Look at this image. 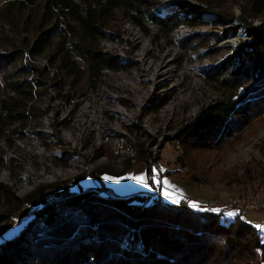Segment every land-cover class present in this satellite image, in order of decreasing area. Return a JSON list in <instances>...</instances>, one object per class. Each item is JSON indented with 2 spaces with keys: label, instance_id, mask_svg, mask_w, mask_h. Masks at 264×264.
Returning <instances> with one entry per match:
<instances>
[{
  "label": "trees",
  "instance_id": "trees-1",
  "mask_svg": "<svg viewBox=\"0 0 264 264\" xmlns=\"http://www.w3.org/2000/svg\"><path fill=\"white\" fill-rule=\"evenodd\" d=\"M156 4L155 0H0V17L31 10L40 18L37 37L26 50L28 57L46 55L47 60L40 68L30 62L14 67L22 49L0 55V136L9 126H22L27 117L40 114L33 102L46 92L50 67L55 69L56 87L63 90L68 85L64 98L83 79L94 83L104 67H118L117 57L98 47L101 29H111L117 13L142 27L150 19L168 36L179 24H203L201 15L209 11L178 1L171 14L160 16L151 11ZM263 13L264 0H248L249 17ZM230 20L216 13L214 23L226 26ZM235 29L230 31L235 34ZM208 35L193 33L181 45L205 41ZM247 35V41L207 71L224 98L203 109L176 135L185 150L218 148L264 120V25L248 27ZM28 74L34 76L28 79ZM134 127L128 129L134 132ZM143 144L137 142L136 156L146 162L148 172L150 161ZM25 203L37 208L14 235L0 241V264L264 262V230L243 213L227 220L223 215L230 209L213 211L207 206L191 207L184 200L168 202L159 187L125 195L101 185L76 191L67 187L55 193L41 187L28 197H18L0 182V223H7Z\"/></svg>",
  "mask_w": 264,
  "mask_h": 264
},
{
  "label": "rangeland",
  "instance_id": "rangeland-1",
  "mask_svg": "<svg viewBox=\"0 0 264 264\" xmlns=\"http://www.w3.org/2000/svg\"><path fill=\"white\" fill-rule=\"evenodd\" d=\"M39 1L42 3L44 0ZM155 1L157 4L151 11L159 13L160 16L171 14L177 8L178 1H187L192 5L209 9V11H204L201 15L203 20L206 21L203 24L191 26L182 23V25L193 27L192 32L187 36L193 33L209 35L205 41L199 40L201 41L199 42L195 40L187 43L185 47L181 45V41L187 36L179 42L178 51L172 61V64L174 62L175 65L173 74L180 78L178 87L171 89L172 91H168L162 96H158L159 99L157 100L160 101L152 104V108L144 109L140 114L142 117L147 115V113L153 112L155 116L152 117V121L157 123L159 121L157 112L161 109L164 98L167 97L166 100H169L168 98L177 100L176 98L182 95L181 97H185L182 101L183 104H179V108L173 114V118L168 120L163 125V128L161 126L158 128L157 134L153 139L156 140L162 136L163 138L156 142L157 146L150 147L148 145V147H145L143 144L146 157L150 161L148 172L146 162L137 159L136 150L137 142L143 141L144 143L147 139L149 140V135L138 124L133 125L135 126V129H133L134 132L136 131L135 133L128 129L130 125H122L121 128L126 129L125 131L135 140V153L133 152V155H130L129 146L132 140L129 137L117 131L108 134L107 138H104L102 147L96 152L97 155L105 156V159H100L96 163V172L92 173L89 178H85L68 188L70 191H76L81 188L84 189L101 185L114 193L117 186L122 187V193L125 194L133 190L146 192L157 188V186L161 188V179L165 177L163 181H167L169 188L176 194H180L182 200L190 204L195 203L197 207L207 206L212 209H230L223 215L227 220L233 218V216L229 217L227 215L229 212L234 214L243 213L247 221L255 226H262L260 229L264 230V208L261 207L258 210H254L242 203L249 201L255 196L264 199V120L259 122L260 124L251 126L242 132L237 140L217 146L218 148H190V150H185L180 144V141L175 138L203 109L224 98L223 90L218 89L208 79L206 73L210 68H214V66L219 65L229 57L242 41L249 39L247 35L248 27L258 28L264 25V13L258 17H249L247 15L248 0ZM163 1L168 2L165 7H162L161 3ZM216 13L221 17L230 18V22L226 26L214 23ZM124 17L121 12L117 13L113 27L106 29L117 32ZM39 20L40 18L32 13L31 10H27L24 13L23 10L20 13L13 11L7 19L4 18V15L0 17V55L10 54L18 48L23 50L22 55L16 58L15 64L12 66L18 67V65L24 62L34 63L39 68L44 65L46 55L36 56L34 58L28 57L26 50L30 43L37 37ZM232 27H236L235 34L230 31ZM195 28L198 30L202 28L203 31H198ZM157 33L153 30L149 36L144 35L149 37L152 43L158 44L161 50H164L173 43L170 41L171 32L168 36L160 33V31ZM203 58H207L212 63V66L205 69L203 71L204 73L201 71L203 77H201L200 73L195 74V78L197 77V79L192 83L193 78L187 71H195V67H191L190 69L188 67L194 62L199 61L201 63ZM14 67H9L8 69L14 70ZM8 69L4 73L8 72ZM51 69L52 67L48 69V79L50 81L51 76L49 74ZM33 76L34 74H28L26 78L30 79ZM91 83L83 79L81 84L71 91V96L79 99ZM49 89L50 87L48 88L47 86L45 89L46 93H49ZM60 89L58 86L55 88L52 87L51 90L56 92L58 96L64 98L65 92ZM40 97L37 95L34 99L35 102H33L39 108V115H36L37 112H35V115H30L22 126H18V124H15L14 128L9 126L5 129L8 132L0 136V182L7 185L18 197H28L35 189L41 187L44 189H51V186H53L52 188H56L57 185L66 183L71 178L67 177L68 175H62L61 177L63 179L59 177L53 183L41 182L34 190L28 193H23L14 187L15 184L10 185L8 183V181L19 183L23 179L22 175L24 172L27 174L26 180L28 184H32L36 179L40 182V177L37 176L36 178L35 173L44 160H50V157L44 153L40 155L37 147H35L38 139L42 138L40 134L34 133V129L42 123L40 117L42 110L40 106L43 104H40ZM185 121H188L189 124L182 126ZM18 128L24 130V132L16 137L20 140L19 144L14 145L11 140L14 138V134L10 130L15 129L16 131ZM139 132L143 133V137H138ZM153 139L151 141H154ZM49 148L50 146L47 145L46 149ZM9 154L10 157H8ZM52 164L57 166L59 161L57 162L53 159ZM137 164L142 168L145 167L144 178L147 187L137 180L130 178L138 177L142 174L138 173L137 168H135ZM27 166H30L32 169L27 170ZM105 177H111L112 179L106 180ZM153 177H155V180ZM82 178H84V175H82ZM242 204L244 205L241 206ZM36 208L37 205L25 203L18 211L12 214L7 223H0V240L14 235L21 227L22 222L28 216L30 217Z\"/></svg>",
  "mask_w": 264,
  "mask_h": 264
},
{
  "label": "built area",
  "instance_id": "built-area-1",
  "mask_svg": "<svg viewBox=\"0 0 264 264\" xmlns=\"http://www.w3.org/2000/svg\"><path fill=\"white\" fill-rule=\"evenodd\" d=\"M166 3L168 2L163 1L162 7H165ZM192 28L182 24L176 26L171 30L170 41L173 43L164 50L144 35L149 36L153 30L158 32L159 27L152 20L145 19L142 27L125 16L117 32L106 28L101 29L98 47L103 53L116 56L118 67H104L98 79L85 89L79 99L73 96L62 98L51 90L52 87H56L57 81L55 69L52 68L49 74L51 76V81L49 80L48 83L49 93L45 92L40 97V104H43L40 106L42 123L34 129L35 134L42 136L35 144L37 151L40 155L44 153L49 156L50 160H44L35 173L36 178L40 177V182L36 179L32 184H28L27 174L24 172L23 179L19 183L15 181H8V183L15 184V188L28 193L41 182L53 183L59 177L63 179L62 175L71 177L66 183H61L56 188L51 186V189H45V191L55 192L89 178L96 172V163L100 159H105V156L97 155L96 152L102 147L104 138H107L108 134L117 131L129 137L132 140L129 146L130 155L135 153V140L125 131L126 129L121 128L122 125L138 124L150 137L144 142V146L156 147V142L163 138L162 136L156 140L153 139L158 128L160 126L163 128V125L173 118V114L178 110L179 104H183L185 97L181 95L176 98L177 100L164 98L161 109L157 112L159 117L157 123L152 121V117L155 116L153 112L142 117L140 113L159 102L158 96L178 87L180 78L173 74L175 65L172 61L178 51L179 42L192 32ZM198 31L203 29L199 28ZM201 61V63L194 62L188 67L189 69L195 67V71H187L193 78L192 83L197 79L195 74L201 75V71L212 66L207 58ZM46 62L47 60L44 61V65ZM67 89L68 85H65L62 91L66 93ZM187 124L189 122L185 121L182 126ZM12 130L10 132L14 134V138L11 140L14 145H17L20 140L16 137L24 130L20 128L16 131L14 129L15 132ZM152 139L154 141H151ZM47 145L50 146L49 149H46ZM53 159L59 161L57 166L52 164ZM30 169L32 168L27 166V170ZM242 203L254 210L264 208V199L259 196Z\"/></svg>",
  "mask_w": 264,
  "mask_h": 264
},
{
  "label": "crops",
  "instance_id": "crops-1",
  "mask_svg": "<svg viewBox=\"0 0 264 264\" xmlns=\"http://www.w3.org/2000/svg\"><path fill=\"white\" fill-rule=\"evenodd\" d=\"M135 168H137V171H138V173H142L140 176H143V177H145V167H141V166H139L138 164H137V166L135 167ZM170 178V177H169ZM165 179V177L164 178H162L161 180H162V183H161V188H159L160 189V192H161V195L163 196V198L166 200V201H168V202H172V203H176L175 201L176 200H182V196H180V194L178 195V194H176L173 190H171L170 188H169V186L168 185H165L164 184V180ZM91 186V185H90ZM158 187V186H157ZM123 189H122V187L120 188L119 186H117V189L116 190H114L115 191V193L116 194H118V195H125V193H122L123 191H122ZM153 190V189H152ZM152 190H150V191H152ZM202 190V189H201ZM133 191H136V190H133ZM133 191H131V192H133ZM138 191V190H137ZM136 191V192H137ZM202 191H204V190H202ZM165 192H167L168 193V195L166 196L165 195ZM130 193V192H129ZM128 194V193H127ZM166 197V198H165ZM177 197V198H176ZM168 199V200H167ZM172 201H171V200ZM0 241H2V239L0 240ZM262 264H264V262L262 263Z\"/></svg>",
  "mask_w": 264,
  "mask_h": 264
},
{
  "label": "snow or ice",
  "instance_id": "snow-or-ice-1",
  "mask_svg": "<svg viewBox=\"0 0 264 264\" xmlns=\"http://www.w3.org/2000/svg\"><path fill=\"white\" fill-rule=\"evenodd\" d=\"M130 178H131V179H134V180H137L139 183L144 184L145 187H147L146 180H145V178H144L143 176L130 177ZM105 179H106V180H110V179H112V178H111V177H105ZM153 179L155 180V177H153ZM164 183H165V185L168 184L167 181H164ZM165 195L167 196L168 193L165 192ZM175 202H176V203H179L180 201H179V200H176ZM190 206H191V207H194V208L197 207V205H196L195 203H192ZM213 211H217V210L213 209ZM227 215H228L229 217H231V216H234L235 214L232 213V212H229V213H227ZM261 227H262V226L257 225V228H258V229H260Z\"/></svg>",
  "mask_w": 264,
  "mask_h": 264
}]
</instances>
